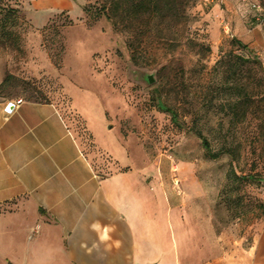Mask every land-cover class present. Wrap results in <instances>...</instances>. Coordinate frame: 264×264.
<instances>
[{
	"label": "rangeland",
	"instance_id": "1",
	"mask_svg": "<svg viewBox=\"0 0 264 264\" xmlns=\"http://www.w3.org/2000/svg\"><path fill=\"white\" fill-rule=\"evenodd\" d=\"M4 1L19 24L0 29V101L53 105L99 176L137 171L150 182L156 172L169 207L190 226L187 264H256L264 183L234 174L264 178V102L239 122L226 89L238 77L216 63L246 56L231 26L264 0H157L155 14L123 5L109 19L95 17L101 0ZM246 71L240 81L251 91ZM191 127L233 156L206 157ZM19 250L16 243L17 256L0 255V264H26Z\"/></svg>",
	"mask_w": 264,
	"mask_h": 264
},
{
	"label": "crops",
	"instance_id": "2",
	"mask_svg": "<svg viewBox=\"0 0 264 264\" xmlns=\"http://www.w3.org/2000/svg\"><path fill=\"white\" fill-rule=\"evenodd\" d=\"M231 27L264 64L254 13ZM15 100L0 101L3 261L18 243L26 264H187L190 226L169 207L156 172L150 182L137 171L99 176L53 105L23 100L6 113Z\"/></svg>",
	"mask_w": 264,
	"mask_h": 264
},
{
	"label": "trees",
	"instance_id": "3",
	"mask_svg": "<svg viewBox=\"0 0 264 264\" xmlns=\"http://www.w3.org/2000/svg\"><path fill=\"white\" fill-rule=\"evenodd\" d=\"M101 6L96 11L95 17H105L111 18L114 13L119 10L123 12L125 9L122 7L129 5L128 12L132 11L133 15H137L140 11H151L155 14L158 11L157 0H101ZM16 9L11 8L6 1L0 0V29H10L14 28L19 24L17 18ZM111 14V15H110ZM232 43H234L244 55H231L228 56V60L225 61V57L221 58L216 64V66H226L230 67L232 76L238 77L233 79L232 85H228L226 88L229 90L234 97L232 103H227L228 110L230 113L243 122L247 114L258 111V104L264 102V64L247 48L246 45L242 44L236 38H233ZM203 47V45L201 46ZM208 50V48L206 49ZM246 69L248 74V80L252 83V89L247 90V85L241 83V78ZM22 100V99H21ZM23 101V100H22ZM41 103V102H40ZM156 108L160 112H164L170 115L172 123L179 129L183 128V125L177 120L176 113L169 108H166L163 103L158 99L156 102ZM189 131L194 137L200 141V145L205 152L206 157L212 160L218 159L221 155L226 154L230 157L233 156V149L231 147H221L220 149L214 151L210 142L202 134L199 129L191 127ZM235 178L239 182L250 181L257 183H264V178L256 175H247Z\"/></svg>",
	"mask_w": 264,
	"mask_h": 264
},
{
	"label": "built area",
	"instance_id": "4",
	"mask_svg": "<svg viewBox=\"0 0 264 264\" xmlns=\"http://www.w3.org/2000/svg\"><path fill=\"white\" fill-rule=\"evenodd\" d=\"M251 8H252V12L254 13V20H255V22L259 26H264V9H262L258 5H252ZM21 102H22L21 99H16L15 101H10V103H12L14 105V107L17 106V105H19Z\"/></svg>",
	"mask_w": 264,
	"mask_h": 264
},
{
	"label": "water",
	"instance_id": "5",
	"mask_svg": "<svg viewBox=\"0 0 264 264\" xmlns=\"http://www.w3.org/2000/svg\"><path fill=\"white\" fill-rule=\"evenodd\" d=\"M147 81H148V83H151V77L150 76L147 77ZM13 109H14V105L9 102V103H7V105L5 107V112L11 113L13 111Z\"/></svg>",
	"mask_w": 264,
	"mask_h": 264
}]
</instances>
